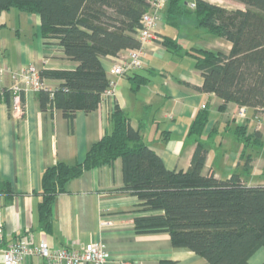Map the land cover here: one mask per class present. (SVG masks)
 Returning <instances> with one entry per match:
<instances>
[{
	"label": "crops",
	"instance_id": "obj_1",
	"mask_svg": "<svg viewBox=\"0 0 264 264\" xmlns=\"http://www.w3.org/2000/svg\"><path fill=\"white\" fill-rule=\"evenodd\" d=\"M196 31L208 32L196 24L174 26L165 18L157 26L159 36L182 42L184 49L230 50V43L223 38H200ZM145 49V63L122 77L113 76L110 66L127 50L103 58L108 77L116 83L114 94L91 112L77 111L72 122L58 109L43 110L36 91L24 93L19 115L12 113L6 97L0 94V264H4L3 250L21 238L45 241L50 248L79 247L97 241L107 252L104 264H209L189 248L174 246L167 231L136 230L135 217L143 213L138 198L122 189L119 158L112 164L89 168L70 180L65 191L52 201L49 229L42 227L38 204L43 172L59 161H81L110 128L108 116L116 105L168 169L189 166L192 153L201 147L205 151L202 173L213 168L217 178H226L240 172L248 185L264 184L257 172L252 173L264 153L247 152L246 144L234 133L236 126H245L249 133L259 129L255 124L262 121L264 114L256 118L257 112L247 107L235 111L232 102L221 110L219 97L186 85L202 84L194 59L177 55L160 42H148ZM27 65L37 70H72L77 63L65 56L55 39L41 35L37 14L1 11L0 90L10 87L13 72ZM139 77L147 81L136 87ZM47 84L55 88L58 81L47 80ZM204 108L209 119L202 133L189 137L194 117ZM240 109L244 117L238 116ZM161 131L168 134L165 141L161 140ZM246 153L252 156L247 169L243 157ZM263 261L264 248H260L248 264ZM22 264L48 263L31 255Z\"/></svg>",
	"mask_w": 264,
	"mask_h": 264
},
{
	"label": "trees",
	"instance_id": "obj_2",
	"mask_svg": "<svg viewBox=\"0 0 264 264\" xmlns=\"http://www.w3.org/2000/svg\"><path fill=\"white\" fill-rule=\"evenodd\" d=\"M149 1L0 0V12L15 9L37 14L41 35L55 39L65 56L77 63L72 70H38L46 84L47 80L58 81L55 88L47 84L48 88L36 91L40 107L49 111L58 109L70 122L77 111L91 112L98 108L112 81L102 59L141 46L137 29ZM179 1L165 0L166 22L169 16L179 13ZM234 1L246 7L226 10L206 0H193L195 24L229 42L228 53L197 47L184 49L178 40L168 36H160V43L177 55L194 59L202 84L187 86L219 97L221 110L232 102L235 111L247 107L262 116L264 0ZM146 81V77H139L135 86ZM0 94L11 108L10 87L2 88ZM208 119L206 108L198 112L188 136H199ZM108 121L110 128L81 161L74 164L59 161L43 172L38 204L42 227L49 229L52 201L65 191L70 180L89 168L112 164L119 158L122 189L138 198L143 213L135 217L137 231H167L174 246L189 248L209 264H248L249 258L264 248V184L248 185L240 172L226 178H217L213 168L202 173L205 151L201 147L192 153L189 166L168 169L118 105ZM234 133L246 145L250 141L263 145L260 130L249 133L245 126H236ZM160 137L165 141L167 132L161 131ZM243 157L247 169L252 156L246 153Z\"/></svg>",
	"mask_w": 264,
	"mask_h": 264
},
{
	"label": "built area",
	"instance_id": "obj_3",
	"mask_svg": "<svg viewBox=\"0 0 264 264\" xmlns=\"http://www.w3.org/2000/svg\"><path fill=\"white\" fill-rule=\"evenodd\" d=\"M165 0H150L149 8L142 14L140 27L137 29V38L141 46L138 49L127 51V54L120 56L110 66V72L115 77H121L129 70L139 68L145 63V45L150 41L161 42L157 34L158 23L163 19ZM194 8V3H190ZM11 108L12 113L21 114L23 104L21 93L37 91L41 88H48L44 79L40 78L38 70L33 65H27L20 70L13 72ZM116 87L115 81H111L110 88L104 93V98L112 96ZM2 89L0 90V92ZM102 103L104 100L102 99ZM243 109L237 114L241 115ZM36 256L45 260L48 264H104L107 259L105 247L97 241L90 242L79 247L62 246L50 248L45 241L33 242L21 238L9 244L2 253L4 264H22L27 256Z\"/></svg>",
	"mask_w": 264,
	"mask_h": 264
},
{
	"label": "rangeland",
	"instance_id": "obj_4",
	"mask_svg": "<svg viewBox=\"0 0 264 264\" xmlns=\"http://www.w3.org/2000/svg\"><path fill=\"white\" fill-rule=\"evenodd\" d=\"M192 2H193V0H180L178 2V6H179L178 12L179 13L172 16V17L169 16L170 23H174L177 26L178 25L179 26L184 25V27H191V25L195 24L194 18L192 17V12L194 11V8L190 7V3H192ZM212 2L214 4L222 6L226 10H230V9L237 8V7H242V8L246 7L244 4L239 3L237 1H234V0H212ZM167 4L168 3L166 2V7H165L164 11H166V9H167ZM165 14L166 13L163 12L162 16L164 17ZM196 32H200V33H198L200 38H211V37H213V35L209 34V32H205V31H202V32L196 31ZM150 42H153V41H150ZM185 44H186V41L184 42V45ZM220 47L225 49L224 45H221ZM145 54H147V52H145ZM238 116L244 117L245 113L243 112V113H241V115L238 114ZM260 117H262V116H260L259 114H256V118H260ZM262 118H263L262 121L257 122V124H255V125H257V128H259V129H255V130H261L263 133V145H262L263 148L261 146H257L254 142L250 141L246 145V149H247L246 151L247 152H251V153L257 152L259 155H262L264 153V117H262ZM262 158L263 159H260L258 157L255 170L252 173L257 172V176H258L257 178H260L261 180L264 181V154H263Z\"/></svg>",
	"mask_w": 264,
	"mask_h": 264
}]
</instances>
